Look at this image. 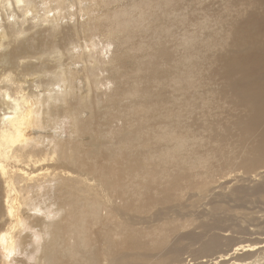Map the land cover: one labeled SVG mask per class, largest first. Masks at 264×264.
I'll list each match as a JSON object with an SVG mask.
<instances>
[{
  "label": "bare ground",
  "instance_id": "1",
  "mask_svg": "<svg viewBox=\"0 0 264 264\" xmlns=\"http://www.w3.org/2000/svg\"><path fill=\"white\" fill-rule=\"evenodd\" d=\"M60 1L65 2L0 0V207L3 208L0 209V264L23 262L18 256L22 254L20 238L24 235L31 239L27 264H101V260L105 264H130L133 257L143 261L148 259V252L159 254L161 261L156 264L175 261L188 249L179 244L181 238L171 241L168 236L161 237L150 245L144 244L143 249L138 233L128 231L125 227L114 232L110 228L93 229L94 226L90 225V222L98 221L99 210L107 211L111 206H118L113 204V192L120 196L121 202L127 201L128 205L143 209L153 203L154 199L164 201L172 197L187 177L184 175V167H179V163L185 164L178 161L174 164L176 169L173 168L177 173H170V178L166 176L168 171L158 176L147 173L150 177L152 175L151 181L159 177L155 179L160 182L152 183L156 190H161L162 181H168V186L161 190L162 193L167 192L165 196L157 190L161 196L156 192L154 199L149 195L142 198L139 193L126 189V179L133 181L138 178L135 180L142 182L141 179H149L146 173L145 178H140L144 173L135 172L136 165L144 163V159L140 153L128 154L123 148L119 152L113 150L110 140L105 136L106 130L111 127L110 116L95 110L89 102L94 92L98 104V91H110L114 81H122L120 68L115 64L113 45L106 42L104 46H98L94 34L86 37L81 33L86 31V27H82L73 39L64 42L61 35L66 29H63L61 21L72 19L74 15L65 11L70 8L69 4L61 7ZM256 3V9L260 7L263 11L261 14L255 11L253 23L264 24V0H257ZM51 12L52 17L49 15ZM79 17L82 20V14ZM29 22L31 25L24 26V23ZM236 23L235 31L229 29L230 32L225 33L232 41V50L219 57L218 65L222 68L225 81L243 72L253 77L241 83V91L239 87L231 89L237 100L249 97L252 106L243 104L244 110L237 112L234 122L228 127L239 133L240 148L247 145L241 158L248 171L256 166L264 168V33L259 32L258 36H254L251 24L245 21L240 23L239 20ZM171 61V54L163 45H152L148 54V70L143 65L144 72H158ZM82 84L88 86L84 93ZM133 93L145 95L144 87L135 88ZM75 94L82 102V109L72 115L74 140L77 141L82 133L91 130L87 144L91 146L89 154L97 157L94 169L98 177L93 185L80 174L83 145L72 144L66 147L62 140L64 122L55 127L59 132L52 134L50 143L45 147L34 141L41 139L43 124L50 120L51 111L65 103L68 96ZM137 110V114L144 118V111L149 113L153 108L143 103ZM261 125L262 129L259 128ZM228 128L223 131L212 130L210 136L216 140H226L231 134ZM124 140L119 139L120 142ZM104 146L107 148L103 149ZM106 157L110 160L102 162ZM258 176L262 188L255 187L258 191L264 190V173ZM95 187L99 189V196L104 197L103 202L93 196ZM256 188L249 191L253 192ZM33 190L37 196L40 193L49 196L55 209L51 211L52 215L48 211L51 204L46 201L38 206H30L28 201L30 191ZM108 190L110 193H105ZM238 192L232 190L228 196ZM132 196L136 200H132ZM60 197L65 199L60 200ZM239 201L249 200L240 197ZM25 204L29 206L25 207ZM65 206H68L67 209H64ZM26 214L34 215L39 231H35L37 228L34 225L28 228V222L24 219ZM217 222L221 221L212 224L201 222L199 228L206 232L205 235L199 238L190 235V241L199 244L198 253L204 254L220 248L222 237L219 233L206 235L211 231H222ZM222 242L224 247L228 241L226 239ZM258 244H237L229 252L205 262L264 264V245ZM132 248L139 252L130 253ZM236 255H240L243 260H234Z\"/></svg>",
  "mask_w": 264,
  "mask_h": 264
},
{
  "label": "rangeland",
  "instance_id": "2",
  "mask_svg": "<svg viewBox=\"0 0 264 264\" xmlns=\"http://www.w3.org/2000/svg\"><path fill=\"white\" fill-rule=\"evenodd\" d=\"M256 2L257 0L59 2L61 7L69 4L70 8L65 11L74 15L72 19L65 18L61 21L63 29H66L61 35L64 42L73 39L82 27H86V31L81 33L86 37L94 34V41L98 46H104L106 42L113 45L115 64L120 68L122 81H114L110 91H98V104L95 102L94 92L89 102L95 110L109 114L112 122L105 136L110 140L113 150L119 152L124 149L128 154L140 153L144 159V163L136 165L135 172L144 173L140 178H145V173L149 177L141 179L145 182V188L142 181L133 178V181L126 179V189L139 193L142 198L149 195L154 199V193L160 195L159 192L168 186V181H162V188L160 191L157 189L158 192L152 183L160 182L155 179L159 177L151 181L153 177L148 174L158 176L168 171L166 176L170 178V173H177L174 164L178 161L185 164L178 165L184 167L183 173L187 177L172 197L164 201L154 199L153 203L143 209L128 205L127 201L121 202L120 196L113 192V204L118 206H111L107 211L99 210L98 221L90 222V225L94 226L93 229L110 228L116 232L118 228L125 227L128 231L138 233L143 249L144 244L150 245L161 237L168 236L171 241L181 238L179 244L188 249L183 251L177 260L165 264H208L210 262H205L206 260L229 252L237 244L264 245V218H261L264 217V190L258 191V188H262L258 174H263L264 168L256 166L248 171L244 168L241 155L247 145L240 148L239 133L234 128H228L234 122L237 112L244 110V105L252 106L249 97L237 100L231 89L239 87L241 91V83L252 80L253 77L243 72L234 79L225 81L221 73L222 68L218 65L219 57L232 50V41L225 33L230 32L229 29L235 31L238 20L240 23L245 21L251 24L250 29L254 36H258L259 32L264 33V24L253 23L255 11L257 10L258 14L263 11L260 7L256 9ZM80 14L83 16L82 20ZM49 15L52 17L53 13ZM28 25H31V22L24 23V26ZM152 45H163L171 54L172 61L158 72L146 73L144 69H147L148 54ZM82 85L84 93L88 86ZM139 86L144 87L145 95L133 93ZM78 95L68 96L65 103L59 104L51 111L50 120L43 124L41 139L34 141L45 147L50 143L52 134L59 132L55 127L64 122L62 140L66 147L72 144L83 145L80 174L88 178L89 184L93 185L98 177L94 169L97 157L89 154L91 146L87 144L91 130L82 133L77 141L74 140L72 115L82 109ZM143 103L153 108L149 113L144 111V118L137 114L138 107ZM224 128H228L231 133L226 140H216L210 136L212 130L223 131ZM259 128L262 129V125ZM120 138L125 140L120 142ZM179 158L181 160H176ZM109 160V157H106L102 162ZM135 181L143 186L134 183ZM204 188L206 190H203ZM251 188L256 189L252 192L249 191ZM95 190L93 196L103 202L104 197L99 196V189L95 187ZM232 190L240 192L229 197L228 194ZM30 192V206H38L44 201L50 203L48 195L43 196V193H40L37 196L34 190ZM105 193H110V190ZM162 194L165 196L167 192ZM135 196H132V200H136L133 199ZM240 197L249 201H239ZM64 199L60 197V200ZM1 202L0 198V204ZM28 206L25 204V207ZM52 210L55 209L51 204L48 209L51 215ZM61 211L63 209L59 210ZM24 219L28 222V228L34 225L37 228L35 231H39L34 215L26 214ZM214 221H221L217 222V225L222 231L215 230L206 235L219 233L222 237L220 248L222 241L226 239L227 245L212 252L198 253L199 244L191 242L190 235L197 238L205 235L206 232L199 228L200 223L212 224ZM20 241L22 254L18 258L23 262L19 264H27L31 239L24 235ZM129 252L138 253L139 250L132 248ZM160 259L158 253L148 252V259L143 261L133 257L130 264H156ZM233 259L243 260L240 255ZM101 264L105 262L101 260Z\"/></svg>",
  "mask_w": 264,
  "mask_h": 264
}]
</instances>
